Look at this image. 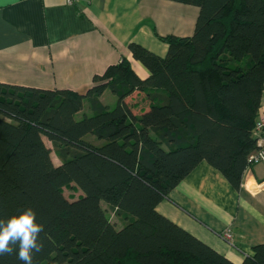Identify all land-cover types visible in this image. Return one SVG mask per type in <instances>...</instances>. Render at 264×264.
Wrapping results in <instances>:
<instances>
[{
  "label": "trees",
  "instance_id": "1",
  "mask_svg": "<svg viewBox=\"0 0 264 264\" xmlns=\"http://www.w3.org/2000/svg\"><path fill=\"white\" fill-rule=\"evenodd\" d=\"M174 1L199 6L194 33L158 35L165 56L129 43L147 77L124 55L84 93L0 82V218L35 210L33 264H236L157 206L203 160L241 189L258 148L264 0ZM243 264H264V243Z\"/></svg>",
  "mask_w": 264,
  "mask_h": 264
},
{
  "label": "crops",
  "instance_id": "2",
  "mask_svg": "<svg viewBox=\"0 0 264 264\" xmlns=\"http://www.w3.org/2000/svg\"><path fill=\"white\" fill-rule=\"evenodd\" d=\"M199 10L174 0H0V82L84 93L95 75L124 55L147 77L149 71L131 56L129 43L165 56L168 44L158 35H192ZM113 96L107 89L101 100L111 105ZM245 179L249 186L263 183L264 165H254ZM157 209L236 264L264 243V187L255 192L242 184L236 189L206 160ZM227 230L231 240L223 237Z\"/></svg>",
  "mask_w": 264,
  "mask_h": 264
},
{
  "label": "clouds",
  "instance_id": "3",
  "mask_svg": "<svg viewBox=\"0 0 264 264\" xmlns=\"http://www.w3.org/2000/svg\"><path fill=\"white\" fill-rule=\"evenodd\" d=\"M43 231L44 226L37 222L31 207L7 219L0 218V256L15 255L22 264H33L34 255L43 250L39 242Z\"/></svg>",
  "mask_w": 264,
  "mask_h": 264
},
{
  "label": "built area",
  "instance_id": "4",
  "mask_svg": "<svg viewBox=\"0 0 264 264\" xmlns=\"http://www.w3.org/2000/svg\"><path fill=\"white\" fill-rule=\"evenodd\" d=\"M67 2L77 3L79 2V0H67ZM253 135L256 138L258 148L254 152H252L248 157L249 165L245 172L242 184H244L245 187L251 189L252 191H254L255 189L259 191L264 187V182L257 183L254 181V183L251 186H249L245 178L247 177V172H249L254 165L256 164L264 165V114H260L259 117L257 118V122L253 130ZM223 237L227 240H231L232 239L231 231L230 230L225 231L223 233Z\"/></svg>",
  "mask_w": 264,
  "mask_h": 264
},
{
  "label": "rangeland",
  "instance_id": "5",
  "mask_svg": "<svg viewBox=\"0 0 264 264\" xmlns=\"http://www.w3.org/2000/svg\"><path fill=\"white\" fill-rule=\"evenodd\" d=\"M113 98H114L113 103H110V100L109 99H106V101L111 104L110 105V108L114 107L115 104H116L117 96L114 95ZM53 158H54L55 161H58V159H59L58 158V155H57V153L55 151H53ZM254 191L256 192L257 189H255ZM64 193H65V195L67 197L74 198V197H77L81 192L74 185H71V186L64 187ZM108 214H109L111 220L117 224V226H121L120 221L117 219V217H116V215L114 214L113 211H111V210L109 211L108 210Z\"/></svg>",
  "mask_w": 264,
  "mask_h": 264
}]
</instances>
